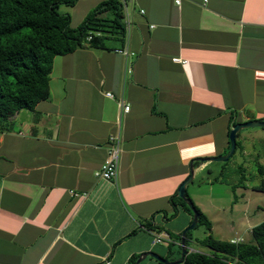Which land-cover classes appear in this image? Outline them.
Masks as SVG:
<instances>
[{"label":"crops","instance_id":"obj_1","mask_svg":"<svg viewBox=\"0 0 264 264\" xmlns=\"http://www.w3.org/2000/svg\"><path fill=\"white\" fill-rule=\"evenodd\" d=\"M103 1L68 7L71 27ZM175 1L134 0L124 42L56 55L50 97L0 122V264L178 259L149 231L178 237L192 213L172 197L191 164L193 179L211 171L233 121L264 120V0ZM261 128L237 133L241 161L258 157L245 141ZM117 134V176L96 178Z\"/></svg>","mask_w":264,"mask_h":264},{"label":"trees","instance_id":"obj_2","mask_svg":"<svg viewBox=\"0 0 264 264\" xmlns=\"http://www.w3.org/2000/svg\"><path fill=\"white\" fill-rule=\"evenodd\" d=\"M77 1L0 0V122L22 109H34L38 102L50 97L49 79L56 55L71 53L85 43L99 46L107 37L124 42L126 24L120 0L101 2L80 25L72 28L70 14L61 12L60 8L72 7ZM96 31L100 35L87 41L89 33ZM235 125L233 121L230 130ZM255 189L264 192V179ZM186 196L189 198L187 193ZM173 198L192 213L177 194ZM194 206L199 212V223L204 216ZM206 226L211 230L209 220ZM250 235V240L238 235L242 241L231 243L232 238H214L209 232L204 239L197 240L207 248L199 251L190 247L195 241L188 231L185 236L187 251L181 264H264V221L251 227ZM178 238L180 240L181 234ZM178 240L168 244H176L181 254ZM138 257L132 256L129 264H135Z\"/></svg>","mask_w":264,"mask_h":264},{"label":"rangeland","instance_id":"obj_3","mask_svg":"<svg viewBox=\"0 0 264 264\" xmlns=\"http://www.w3.org/2000/svg\"><path fill=\"white\" fill-rule=\"evenodd\" d=\"M78 9L79 7H76L75 10L78 12ZM67 10L68 7L65 6L60 8L61 12ZM110 40L107 38L106 42ZM262 129L261 127H248L241 130L253 132V130ZM257 137H246L245 142L257 150L258 157L264 159V141ZM229 149L222 156L227 155ZM236 150V153L234 152L227 161L213 162L211 171L206 169L188 184L186 193L204 216L198 225L191 230L192 237L201 240L211 232L214 238L225 239L228 238L229 233L236 235L234 231H237V234L244 235L245 240H250L249 227L264 221V192L253 189L254 185H260L264 179V174H261L259 170L260 166L264 168V160L260 162L255 156L245 158V162L241 161L239 159L240 139L237 135ZM256 205L260 206V209H256ZM253 211H255L256 217L250 219L251 216H254ZM206 219L212 220L214 226L212 230H208ZM171 237L173 242L179 239L175 235H171ZM174 243L161 244L165 245L163 248L169 250L168 258H173L174 253H177V256L180 254L177 245ZM191 246H193V250H207L200 243H190Z\"/></svg>","mask_w":264,"mask_h":264},{"label":"built area","instance_id":"obj_4","mask_svg":"<svg viewBox=\"0 0 264 264\" xmlns=\"http://www.w3.org/2000/svg\"><path fill=\"white\" fill-rule=\"evenodd\" d=\"M179 0H176L175 2L178 3ZM122 7H123V12L125 15V24H126V37L129 34V31L132 27V20L130 18V12H129V5L134 3V0H120ZM140 12L142 13L143 11L140 10ZM100 32L96 31V32H92L89 33V35L86 37V40L89 41L92 36H99ZM116 52L122 53L127 55L128 50L124 49V48H120V49H116ZM176 61H179L178 59H175ZM131 69L129 68V66H126V70L125 73H130ZM106 97L110 98L111 97V93L107 92L105 94ZM119 106L122 110V113H126L129 111V105L125 104L122 100H119ZM109 142H110V146L108 148V157L107 159L104 161L103 165L101 166V168L99 170H97L95 172V177L96 178H100L106 181H110V180H114L117 176L118 173V157H119V153L121 150V137L119 134L117 135H112L109 136ZM151 236H152V244L153 245H157V244H163V243H168V242H172V238L171 235L169 234V232L165 229H157V230H150L149 231ZM242 237L236 235L235 237H233L230 242L231 243H238L242 241ZM105 264H109V262H106Z\"/></svg>","mask_w":264,"mask_h":264},{"label":"water","instance_id":"obj_5","mask_svg":"<svg viewBox=\"0 0 264 264\" xmlns=\"http://www.w3.org/2000/svg\"><path fill=\"white\" fill-rule=\"evenodd\" d=\"M248 127H264V120H249L246 122H241V123H237L229 132V142H230V149L229 152L227 153V155L225 156H216L211 158L212 161H227L232 154L235 151L236 148V135L237 133L243 129V128H248ZM193 168H192V164H191V172L189 174V176L180 184V186L177 189V194L180 198H182L187 206L189 207V209L192 212V221L190 223V225L185 228L182 233H181V238H180V245H181V254L180 257L176 260H168L165 259L161 256H159L158 254L154 253V252H147V253H143L141 254L138 259L135 261V264H140L143 259L147 256H150L154 259H156L158 262L163 263V264H181L185 255V252L187 251L186 245H185V236L186 233L188 231L193 230L199 220V212L197 211V209L194 206V203L192 202V200L190 198H187L186 196V186L188 183H190L193 179Z\"/></svg>","mask_w":264,"mask_h":264},{"label":"clouds","instance_id":"obj_6","mask_svg":"<svg viewBox=\"0 0 264 264\" xmlns=\"http://www.w3.org/2000/svg\"><path fill=\"white\" fill-rule=\"evenodd\" d=\"M232 129V128H231Z\"/></svg>","mask_w":264,"mask_h":264}]
</instances>
